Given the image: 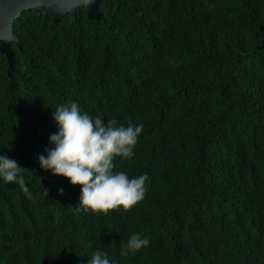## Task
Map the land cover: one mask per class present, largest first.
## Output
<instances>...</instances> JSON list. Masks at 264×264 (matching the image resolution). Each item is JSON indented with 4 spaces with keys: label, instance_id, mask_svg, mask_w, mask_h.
<instances>
[{
    "label": "trees",
    "instance_id": "obj_1",
    "mask_svg": "<svg viewBox=\"0 0 264 264\" xmlns=\"http://www.w3.org/2000/svg\"><path fill=\"white\" fill-rule=\"evenodd\" d=\"M98 11L23 10L10 72L0 50V151L34 193L0 180V264H86L98 247L119 264H264V0H101ZM71 101L143 123L135 155L115 157L149 174L131 208L85 211L81 185L40 166L54 107ZM144 229L151 239L122 256Z\"/></svg>",
    "mask_w": 264,
    "mask_h": 264
},
{
    "label": "clouds",
    "instance_id": "obj_2",
    "mask_svg": "<svg viewBox=\"0 0 264 264\" xmlns=\"http://www.w3.org/2000/svg\"><path fill=\"white\" fill-rule=\"evenodd\" d=\"M54 109L57 131L49 135L50 146L37 154L40 166L64 175L72 184H80L78 202L85 211H107L118 206L127 209L141 201L147 191L148 172L130 176L116 167L115 157L127 159L135 155L143 123H118L115 117L106 119L83 110L76 101L57 104ZM23 173L24 166L17 158L0 151V180L18 183L25 196L34 199ZM151 235L150 229L133 232L122 242L120 254H134ZM86 264H119V261L110 259L104 248L98 247Z\"/></svg>",
    "mask_w": 264,
    "mask_h": 264
},
{
    "label": "water",
    "instance_id": "obj_3",
    "mask_svg": "<svg viewBox=\"0 0 264 264\" xmlns=\"http://www.w3.org/2000/svg\"><path fill=\"white\" fill-rule=\"evenodd\" d=\"M101 0H0V50L6 53L10 72L13 68L14 53L10 48L12 40L19 42L14 33L13 22L23 10L51 14L55 21H60L68 13H76L79 5H85L89 17H99L98 6ZM264 44V38H263Z\"/></svg>",
    "mask_w": 264,
    "mask_h": 264
}]
</instances>
